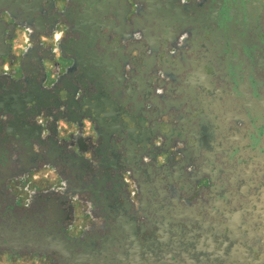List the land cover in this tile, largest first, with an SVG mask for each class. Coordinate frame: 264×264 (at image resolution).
Returning <instances> with one entry per match:
<instances>
[{
  "label": "flooded vegetation",
  "instance_id": "1",
  "mask_svg": "<svg viewBox=\"0 0 264 264\" xmlns=\"http://www.w3.org/2000/svg\"><path fill=\"white\" fill-rule=\"evenodd\" d=\"M59 20L69 31L55 37L63 38L66 51L78 37L82 50L88 41L115 54L118 85L127 82L130 94L113 93L140 107L139 119L149 120L154 134L147 144L127 140L117 151L82 145V157L75 155L80 173L86 162L101 172L81 174L79 194L72 183L39 180L38 188L23 185L27 205L11 209L17 192L1 186L0 264H67L71 248L76 264L88 255L93 264H115L114 257L125 258L114 249L110 215L99 204L126 199L142 229L139 200L148 193L176 213L199 245L205 241L211 264H264V0H0V36H22L25 69L39 46L27 41L25 29L38 35L49 29L35 31L37 24ZM101 128L100 139L110 141ZM37 145L22 148L21 171L35 176L40 172L32 167L63 166L58 139L41 161L33 157L41 151ZM17 163L7 172H18ZM75 201L85 205L78 231L70 228ZM58 247L64 253L55 254Z\"/></svg>",
  "mask_w": 264,
  "mask_h": 264
},
{
  "label": "water",
  "instance_id": "2",
  "mask_svg": "<svg viewBox=\"0 0 264 264\" xmlns=\"http://www.w3.org/2000/svg\"><path fill=\"white\" fill-rule=\"evenodd\" d=\"M65 7L63 3L57 6L61 11ZM12 24L15 28L19 26L16 22ZM40 29H49V32L37 35L25 29L27 41L39 44L28 54L27 69L22 64L26 52L20 43L22 36L19 33L0 36V110L5 111L3 120L0 119V187L7 185L17 192L16 201L9 203L11 209L27 205L28 195L23 185L35 184L38 188L39 180L58 185L50 171L35 176L21 171L19 155L23 147L38 144L41 151L33 157L41 161L46 147L56 138L62 143L64 170L70 175L84 174L90 178L101 169L96 163L86 162L80 173L75 155L82 157V145L88 142L94 149L107 147L117 151L125 147L127 140L139 146L147 144V139L154 134L147 131L149 120L139 119L140 107L129 105L110 88L93 83L91 75L84 66L81 67V50L64 49L63 38L58 39L55 33L61 29L67 35L69 30L65 21L37 24L35 31ZM123 62L126 63L125 60ZM130 122L134 123V128ZM100 127L109 133L110 141L100 139ZM160 155H156V161ZM12 163L18 164V172H7L6 167ZM87 190L103 193L100 187L93 185H89ZM106 192L109 194L112 190ZM67 204L70 207L71 202L67 201ZM84 206L81 201L72 203L75 213L70 228L74 231L79 229L80 223L76 221L84 216ZM54 252L61 254L62 251L57 248ZM67 252L74 257L72 248ZM114 258L115 264H130L126 259ZM82 264L93 263L87 261Z\"/></svg>",
  "mask_w": 264,
  "mask_h": 264
},
{
  "label": "crops",
  "instance_id": "3",
  "mask_svg": "<svg viewBox=\"0 0 264 264\" xmlns=\"http://www.w3.org/2000/svg\"><path fill=\"white\" fill-rule=\"evenodd\" d=\"M80 42L78 37L72 39L69 50L76 52L79 49L82 51L81 67H85V71L91 75L93 83L110 88L114 92L121 88V92L128 96L130 87H127V82L121 86L118 85L120 74L117 72L114 63L115 54L94 49L88 44V41L83 43V47L87 46V48L82 50L79 47ZM70 80L74 82V79L70 78ZM100 132L107 133L103 128ZM42 167L46 168L43 169ZM62 168L64 169L58 162L50 161V163H45L39 168L37 166L32 167L30 170L37 169L40 173L50 171L57 183L62 184L64 181L69 184L72 183L71 191L79 194L82 178L76 174L68 177ZM139 201L144 208L141 215L142 229L134 226L136 219L132 208H128L126 199L113 196L101 205L99 204L101 214L110 215L111 228L109 234L112 235V244L120 257H124L130 264H211L208 256L203 254L208 250L205 241L199 245L197 241L199 238L197 239L189 227L186 225L183 227L176 222L178 220L175 218L176 213L165 209L158 196L148 193L141 195ZM136 202L138 203L137 200ZM33 224H35L36 229H44L46 226V224L41 223ZM59 249L62 251L61 248ZM85 257L84 261L87 262L93 260L92 257L94 256ZM66 262L67 264H74L76 261L69 254Z\"/></svg>",
  "mask_w": 264,
  "mask_h": 264
}]
</instances>
